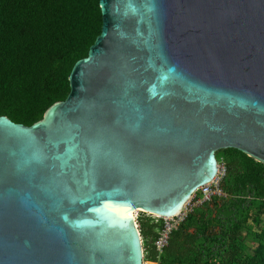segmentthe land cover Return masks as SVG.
Instances as JSON below:
<instances>
[{"label": "water", "instance_id": "obj_1", "mask_svg": "<svg viewBox=\"0 0 264 264\" xmlns=\"http://www.w3.org/2000/svg\"><path fill=\"white\" fill-rule=\"evenodd\" d=\"M99 5L67 99L30 127L0 117V264H144L136 220L105 207L172 218L217 152L264 165V0Z\"/></svg>", "mask_w": 264, "mask_h": 264}, {"label": "trees", "instance_id": "obj_2", "mask_svg": "<svg viewBox=\"0 0 264 264\" xmlns=\"http://www.w3.org/2000/svg\"><path fill=\"white\" fill-rule=\"evenodd\" d=\"M102 24L99 0H0V117L30 127L64 102ZM216 159L226 169L224 197L194 208L161 255L164 221L138 218L145 262L264 264V165L233 149Z\"/></svg>", "mask_w": 264, "mask_h": 264}, {"label": "built area", "instance_id": "obj_3", "mask_svg": "<svg viewBox=\"0 0 264 264\" xmlns=\"http://www.w3.org/2000/svg\"><path fill=\"white\" fill-rule=\"evenodd\" d=\"M226 175V169L222 162H218V174L217 177L208 185L201 187L192 198L181 210V212L172 218H168L164 221V228L160 233L158 240L155 243L156 250L159 255L162 254L164 249L168 246L170 235L173 231H176L178 227L186 220L188 215L194 208L202 205L203 203L210 202L213 197H224V194L220 188V183ZM199 194V199L197 197ZM158 219V218H157ZM144 264H155L145 262Z\"/></svg>", "mask_w": 264, "mask_h": 264}, {"label": "bare ground", "instance_id": "obj_4", "mask_svg": "<svg viewBox=\"0 0 264 264\" xmlns=\"http://www.w3.org/2000/svg\"><path fill=\"white\" fill-rule=\"evenodd\" d=\"M182 208H184V205L182 206ZM182 208L180 209V211L182 210ZM105 210L112 216L113 222L115 224H121V225L131 219H134L135 214L137 213V211L136 212L132 211L130 208L125 207V206L111 205V206L105 207ZM179 212L175 214V216H177Z\"/></svg>", "mask_w": 264, "mask_h": 264}, {"label": "rangeland", "instance_id": "obj_5", "mask_svg": "<svg viewBox=\"0 0 264 264\" xmlns=\"http://www.w3.org/2000/svg\"><path fill=\"white\" fill-rule=\"evenodd\" d=\"M217 155H218V154H217ZM197 195H198V197H199V194H197ZM192 198H194V195L192 196ZM141 215H144V216H146V217H154V218H157V217H155V216L150 215L149 213L137 212V213L135 214V218H134V219L136 220V222H137L138 218H139ZM162 220H165V219H162ZM247 243H248L249 245H252L253 242H252L250 239H248Z\"/></svg>", "mask_w": 264, "mask_h": 264}]
</instances>
